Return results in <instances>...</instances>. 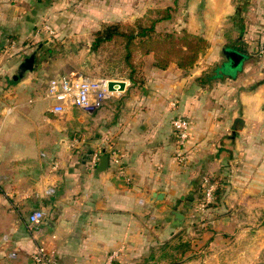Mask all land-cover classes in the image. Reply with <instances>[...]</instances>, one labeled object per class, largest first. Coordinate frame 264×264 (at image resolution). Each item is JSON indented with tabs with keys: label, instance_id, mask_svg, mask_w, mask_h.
Masks as SVG:
<instances>
[{
	"label": "crops",
	"instance_id": "crops-1",
	"mask_svg": "<svg viewBox=\"0 0 264 264\" xmlns=\"http://www.w3.org/2000/svg\"><path fill=\"white\" fill-rule=\"evenodd\" d=\"M67 1L0 0V264H35L40 246L61 264H144L185 229L165 219L175 197L198 192L205 178L214 200L222 194L208 227L254 228L264 213V0L241 9L235 0H195L186 30L210 47L192 70L158 69L151 56L100 110L58 116L46 93L61 74L43 75L39 65L15 77L37 23ZM234 40L245 54L228 48ZM179 116L191 119L185 166L175 160ZM104 150L109 166L98 172L93 155ZM157 192L164 200L152 199ZM38 210L45 218L31 227Z\"/></svg>",
	"mask_w": 264,
	"mask_h": 264
},
{
	"label": "rangeland",
	"instance_id": "rangeland-1",
	"mask_svg": "<svg viewBox=\"0 0 264 264\" xmlns=\"http://www.w3.org/2000/svg\"><path fill=\"white\" fill-rule=\"evenodd\" d=\"M240 1L235 0L237 8L241 9L247 2ZM58 6L61 9L59 14L51 22L39 21L34 35L23 45L29 49L26 57L43 44L36 56V68L40 65L43 75L79 74L117 81L129 79L132 69L125 61L124 45L119 42L106 43L98 50H93L95 33L104 24L134 23L150 10L172 7L173 18L164 21V24L159 23L156 29L160 33H179L186 30L188 10L192 6L199 7L195 0H70ZM94 12L99 13L101 19L93 24L90 15H94ZM69 14L73 15V20L67 18ZM45 26L51 27L53 33L42 31ZM149 57L136 55L133 76H141ZM197 187L198 192L191 194L192 191H189L184 199L179 195L175 197V209L172 210L184 215L181 224L185 229L173 235L166 248L159 246L155 254L156 261L150 264H264V213L254 217L257 220L250 221L254 228L208 227L211 218L209 211L216 200L207 203L203 180L197 183ZM172 210L165 213V219L173 221L170 215ZM206 232L211 237L206 238ZM181 241L190 243L191 249L180 258L181 262L172 263L180 255L171 246H177ZM188 256L191 258L188 259Z\"/></svg>",
	"mask_w": 264,
	"mask_h": 264
},
{
	"label": "trees",
	"instance_id": "trees-1",
	"mask_svg": "<svg viewBox=\"0 0 264 264\" xmlns=\"http://www.w3.org/2000/svg\"><path fill=\"white\" fill-rule=\"evenodd\" d=\"M173 11L174 9L172 7L150 10L146 16L136 19L134 23H106L95 33L92 48L93 50H98L104 44L112 42L123 44L125 61L132 69L129 79L137 78L133 76L136 67L134 60L137 54L144 57L153 56V65L161 70H166L172 64H176L183 71L192 70L200 58L206 54L210 44L203 36L192 34L187 30L179 33L158 32L156 29L157 25L161 22L171 20L173 18ZM228 48L235 49L243 54L246 52L244 43L239 40L231 41ZM105 154H109L110 157V153L106 150L101 152V157ZM221 196V189L219 188L216 192V200H220ZM212 206L215 207V204ZM177 236L181 235L178 234ZM169 242L159 244L156 247L157 249H159V246L166 248ZM171 248L177 250L180 255L179 258L175 257L171 262L179 263L182 261L180 258L191 249V244L181 241L179 245L171 246ZM157 249L155 248L150 253L148 260L144 264H150L151 261H156L155 254Z\"/></svg>",
	"mask_w": 264,
	"mask_h": 264
},
{
	"label": "built area",
	"instance_id": "built-area-1",
	"mask_svg": "<svg viewBox=\"0 0 264 264\" xmlns=\"http://www.w3.org/2000/svg\"><path fill=\"white\" fill-rule=\"evenodd\" d=\"M41 30L53 33L49 26ZM261 54L264 56V48ZM110 81L111 79L108 78L94 79L79 74H61L53 77L49 82L46 98L51 103V111L58 116L67 115L75 108L92 114L100 110L118 91L110 90ZM172 125L176 144L175 160L180 165H184L189 160L190 154L188 146L191 139V119L188 116H179L173 120ZM114 154L112 152V155ZM100 158L101 153L96 152L93 155V163L97 164ZM115 161L119 163L117 156ZM203 185L205 199L207 203H211L216 189L208 178L204 179ZM44 218V211H35L29 217V224L31 227H36ZM32 258L35 264H61L55 253L44 246L38 247Z\"/></svg>",
	"mask_w": 264,
	"mask_h": 264
},
{
	"label": "water",
	"instance_id": "water-1",
	"mask_svg": "<svg viewBox=\"0 0 264 264\" xmlns=\"http://www.w3.org/2000/svg\"><path fill=\"white\" fill-rule=\"evenodd\" d=\"M43 46V44H40L37 49L29 56L25 59L24 63L19 67L18 69V73L15 77V79L17 80L19 77H23L26 73L32 72L34 70V68L36 67V56H37V52L40 50V48ZM233 53V52H232ZM236 54V53H234ZM126 83L123 81H117V80H111L110 81V85L109 88L111 91H123L125 89ZM236 124H243V120L238 118L235 121ZM242 129V127H241ZM89 157V159L92 158V155H87ZM109 154H105L100 158L99 161V165L97 168L98 172H102L105 171L108 166H109ZM165 198V194L164 193H153L152 195V199L155 201H162ZM170 215L173 217V222L174 223H182L184 221V215L182 213L176 212L174 210L171 211Z\"/></svg>",
	"mask_w": 264,
	"mask_h": 264
}]
</instances>
